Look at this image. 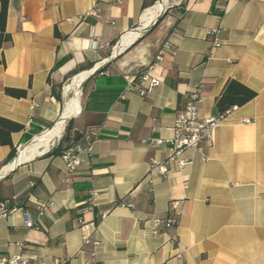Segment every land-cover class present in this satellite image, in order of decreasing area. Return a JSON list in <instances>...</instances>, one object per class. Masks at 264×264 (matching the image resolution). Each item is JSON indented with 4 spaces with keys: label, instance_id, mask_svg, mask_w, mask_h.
Wrapping results in <instances>:
<instances>
[{
    "label": "crops",
    "instance_id": "1",
    "mask_svg": "<svg viewBox=\"0 0 264 264\" xmlns=\"http://www.w3.org/2000/svg\"><path fill=\"white\" fill-rule=\"evenodd\" d=\"M159 1L9 0L0 118L23 126L10 135L16 151L59 123L67 87L106 71L79 89L51 148L0 179V204L10 210L0 216L2 256L29 264H264V0H180L141 36ZM210 29L220 46L211 45ZM142 71L160 81L146 97L127 90ZM230 81L256 96L226 113L211 142L185 153L190 164L166 178L151 171L168 152L147 140L171 137L188 93L200 87L199 114L214 118ZM91 128V153L63 182L61 154H47L72 141L85 150ZM10 150L0 144L1 170ZM93 191L94 208L82 214ZM172 201L177 226L151 235L148 220L165 217ZM38 203L47 204L39 217ZM78 218L97 225L95 245L82 246Z\"/></svg>",
    "mask_w": 264,
    "mask_h": 264
},
{
    "label": "built area",
    "instance_id": "2",
    "mask_svg": "<svg viewBox=\"0 0 264 264\" xmlns=\"http://www.w3.org/2000/svg\"><path fill=\"white\" fill-rule=\"evenodd\" d=\"M92 12V11H91ZM218 31L216 29L208 30L207 34L213 37L211 45L213 47L220 46V41L216 38ZM102 74V73H101ZM160 85V81L148 75L147 72H140L127 86V90H135L141 97H146L151 93L153 89ZM202 100V90L197 87L190 91L186 97L184 108L176 115L172 126V134L168 139H153L147 140L150 145H163L167 146V157L164 161L152 162L151 171H156L158 175L163 178L168 177L169 174L174 171H179L188 164L190 160L185 157V153L188 150L196 149L200 150L203 144L211 142L212 134L218 124L225 116L203 118L199 114V104ZM88 141V146L85 150H82L79 145L72 141L70 146L61 152V159L64 163L63 182H69V176L73 174L77 168L84 164V160L81 155L83 153L90 154L92 144L98 138L97 129H89L83 135ZM206 160V157H202ZM175 167L173 169L172 167ZM186 187V186H185ZM97 193L91 192L90 196L81 204L85 208L80 212L83 214L87 211H92L95 205V199ZM8 202L0 204V216H6L10 213L7 209ZM46 203L37 204V216H41L46 208ZM120 207H131V205H125L120 202ZM25 216L29 217L28 213ZM106 213H101L100 217L104 218ZM180 216L179 205L177 201H172L169 207L168 214L165 217H151L148 220L150 234L155 236L162 230H167L176 227L178 224V218ZM79 231L81 244L83 247L96 244L92 239L93 235L97 231V225L93 221L86 222L82 218H78ZM35 222L29 217L25 222V227L33 228ZM0 264H29V261L22 255L5 257L0 254ZM55 264H65V261H57ZM94 264V263H91ZM187 264V263H183Z\"/></svg>",
    "mask_w": 264,
    "mask_h": 264
},
{
    "label": "trees",
    "instance_id": "3",
    "mask_svg": "<svg viewBox=\"0 0 264 264\" xmlns=\"http://www.w3.org/2000/svg\"><path fill=\"white\" fill-rule=\"evenodd\" d=\"M8 6H9V0H0V49H2L5 44L11 42V36L6 32L5 29ZM105 71L106 68H103L100 72L96 73L94 76L99 75ZM5 93L11 97L19 98V99L26 97V92L22 90L6 89ZM255 96H256L255 92L249 90L248 88L240 85L237 82L230 81L227 84L222 95L216 101V109L218 111V116H225L226 113H228L233 108V106H242L243 104L252 100ZM21 130H23L22 125L0 118V144L9 146L11 149L4 164H8L10 161H12L16 154V149L12 145L10 135L13 132H20ZM77 136H79L78 133L75 135V137L77 138ZM61 152L62 149H57L50 151L47 155L49 154L60 155Z\"/></svg>",
    "mask_w": 264,
    "mask_h": 264
},
{
    "label": "bare ground",
    "instance_id": "4",
    "mask_svg": "<svg viewBox=\"0 0 264 264\" xmlns=\"http://www.w3.org/2000/svg\"><path fill=\"white\" fill-rule=\"evenodd\" d=\"M160 3H161V5H160ZM160 3H158V5H157V7L160 5L159 8L156 10L155 14H153V16H154L153 19L157 18L159 13L161 11H163V8H164L165 4L167 3V0H161ZM154 11H152L150 13H153ZM143 21L144 20H142V23H143ZM133 33H135V32H133ZM88 74L87 73L84 74L78 83H75V84L67 87V91L70 93V96L67 100H65V107H64V114L65 115H63L60 118L59 123H57L55 126H53L50 130L46 131L47 133L45 132V133H43V135L39 136V138H37V140H35L30 145L23 146L20 149L16 158L13 160V162L1 170L0 176H4L5 174H7V172H10L15 167V165H18V164H20L26 160L28 161V159L39 155L40 153H37V151L45 150L48 148L53 135L60 133V131L63 129V123L65 121V117L70 113L71 107H73L74 103L78 99L79 96L77 97L76 100H75V96L78 93L79 89H80L79 95H81V84L86 79Z\"/></svg>",
    "mask_w": 264,
    "mask_h": 264
},
{
    "label": "water",
    "instance_id": "5",
    "mask_svg": "<svg viewBox=\"0 0 264 264\" xmlns=\"http://www.w3.org/2000/svg\"><path fill=\"white\" fill-rule=\"evenodd\" d=\"M161 1V0H160ZM159 1V2H160ZM169 9V7H165L164 9H163V11H161L160 13H159V15L157 16V18L155 19V21L147 28V29H145V30H143L141 33H140V35L141 36H144L145 34H147V33H149L151 30H152V28L160 21V19L164 16V14L166 13V11ZM119 54H120V51H118V53L117 54H115L114 55V58H116L117 56H119ZM105 66V65H104ZM104 66H102V67H100V68H98V69H95L94 71H91L90 72V74H89V76L88 77H86V79L83 81V83L81 84V90H82V88H83V85L85 84V82H86V80L88 79V78H90L91 76H93V75H95L96 73H98V72H100L103 68H104ZM71 117H68L66 120H69ZM65 120V121H66ZM52 128V126L51 127H49L48 129H51ZM48 129H46V130H48ZM35 141V138H33L31 141H29L28 143H25L23 146H28V145H30L31 143H33ZM23 146H21V147H23ZM20 147V148H21ZM19 148V149H20ZM19 149L16 151V154H15V157H14V159L16 158V156L18 155V152H19ZM19 165V164H18ZM18 165H15V167L9 172V173H7V174H5L4 176H0V179L1 178H5V177H7L10 173H12L15 169H16V167L18 166Z\"/></svg>",
    "mask_w": 264,
    "mask_h": 264
},
{
    "label": "rangeland",
    "instance_id": "6",
    "mask_svg": "<svg viewBox=\"0 0 264 264\" xmlns=\"http://www.w3.org/2000/svg\"><path fill=\"white\" fill-rule=\"evenodd\" d=\"M180 2V0H167V7H172V6H174V5H176V4H178ZM70 82L71 81H68L67 83H66V85H68V84H70ZM65 124V123H64ZM63 128H64V126H63ZM62 132H63V129H62ZM55 142V141H54ZM54 142L52 143V145L54 144ZM51 145V146H52ZM51 146H49V148H51ZM14 160V159H13ZM13 160L12 161H10L8 164H11L12 162H13ZM6 166H8V165H6ZM5 166V167H6ZM4 168V167H3ZM1 170V169H0Z\"/></svg>",
    "mask_w": 264,
    "mask_h": 264
}]
</instances>
